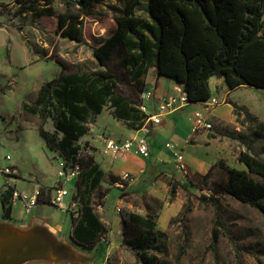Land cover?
<instances>
[{"label":"trees","instance_id":"1","mask_svg":"<svg viewBox=\"0 0 264 264\" xmlns=\"http://www.w3.org/2000/svg\"><path fill=\"white\" fill-rule=\"evenodd\" d=\"M103 1L106 0H72L68 5H76V12L68 5L65 11L56 12L52 0L44 3L26 0L17 11L32 12L37 20L55 17L56 31L62 37L86 43L83 16H91L92 8ZM140 5V0H125L121 11L112 16L115 24L111 33L97 37L90 46L94 59L103 69L59 74L43 82L32 104L22 105V109L41 119H52L55 133L39 125L40 136L51 151L59 154L65 162L64 168L68 163L79 166L78 187L85 188L80 190L82 204L72 216L71 237L73 243L85 250L93 249L100 241H109L108 227L96 210L103 201L92 203L90 194L103 181L113 183L116 178L103 172L92 155L81 156L75 142L88 132V118L99 114L107 103L112 106V115L129 128L143 127L148 117L140 109L144 81L139 100L115 89L118 76L108 67V60L119 46L128 53L119 64L128 71L131 80L139 81L153 66L158 75L183 85L188 102H205L210 98L208 79L214 75L222 77L231 89L250 86L264 90V0H144L141 8L144 15L138 16L135 9ZM237 160L245 168L229 166L223 160L216 162L226 172L220 191L264 216V161L248 151H239ZM177 185L176 181L169 182V201ZM13 188H6L3 194L5 219L10 215ZM48 189H39L37 204H50ZM107 191L109 188L102 191L104 197ZM215 207V223L222 226ZM155 217L149 211L145 215L130 212L122 220L123 243L138 253L142 264L151 263L149 250L164 235L155 229ZM218 236L219 231L213 228L212 246L216 245Z\"/></svg>","mask_w":264,"mask_h":264},{"label":"rangeland","instance_id":"2","mask_svg":"<svg viewBox=\"0 0 264 264\" xmlns=\"http://www.w3.org/2000/svg\"><path fill=\"white\" fill-rule=\"evenodd\" d=\"M24 1L26 0H0V26L12 30L15 38L19 39L33 54L31 60H41L52 76L103 69L94 59L90 46L97 37L111 33L115 24L112 16L121 11L125 0L103 1L92 8L91 16H83V33L86 43H78L71 41L70 38L62 37L56 31L55 17L37 20L32 12L23 14L18 12L19 4ZM69 1L72 0H52L51 4L56 12H63ZM140 1L141 5L135 9V12L138 16H143L144 12L141 8H143L144 0ZM39 2L44 3V0H39ZM68 6L72 12L77 11L76 5ZM262 34L264 35V28H262ZM127 54L125 48L119 46L109 58L108 67L113 69L118 76L115 89L124 96L139 100V91L145 75L139 81L130 79L128 71L121 68L119 64ZM18 59L24 61L23 55L18 56ZM9 88H11L10 84H0L2 93ZM232 96L233 100L227 99L226 102L233 107L234 122L225 126L216 124L215 128H218L219 135H225L231 141V149L229 154L222 159L223 162L242 169L245 168L244 165L237 160L239 151L251 152L264 161V90L245 86L235 90ZM112 110L110 103L103 107L101 122L105 123V113L112 115ZM20 114L29 118L30 121L35 120L36 117L39 118L37 127L39 125L46 129L49 127L48 130L55 133L50 117L41 119L37 114L24 109ZM96 120L97 114L88 118V132L75 142L79 147V154L83 157L92 155L94 159L96 150L100 151L101 144L97 141H103V138L98 137L94 131L93 126ZM106 125L113 131L119 130L116 124ZM99 126L96 125L97 128ZM57 135L62 136L61 133ZM34 146L36 155L38 154L35 160H38V156L43 153L42 147L39 142H36ZM53 155H55L52 158L56 159L57 167L64 166L65 162L59 154L54 152ZM72 169L73 166L68 163L64 169L66 175L70 176ZM79 173L80 169L73 177H69V180L62 181L59 178L52 188L46 187L49 188V199L52 193L54 194V189L65 185L68 192L66 199L71 196L73 201L78 202V209L82 204L80 190L85 188L83 185L78 187ZM225 178L226 172L214 165L206 177H193L190 186L181 185L179 188L177 186V194H174L172 200L180 199L179 209L167 223H164L163 228L159 226L163 204L146 194L136 197L126 196L124 199L133 207L121 206L116 213L120 215L121 222L130 212L145 215L149 211L156 215L155 229L161 230L164 235L149 250L148 255L152 258L150 264H264V216L250 205L236 201L222 193L220 188ZM106 188H109V184L101 183L99 189L91 192L90 201L99 202V204L104 202L105 197L102 191ZM214 204L219 210L222 226H217L215 223V211L217 210ZM100 208L101 205L96 210L99 218L103 220L105 212ZM67 213L73 216L76 211L70 209ZM213 228L219 231L218 240L214 246L211 245ZM132 230L136 232L135 229ZM65 231H67L66 228ZM63 239L71 243L72 238L65 236ZM75 246L80 252L78 262L36 260L27 261L24 264H142L138 253L123 243V239L120 242L100 241L91 250Z\"/></svg>","mask_w":264,"mask_h":264},{"label":"crops","instance_id":"3","mask_svg":"<svg viewBox=\"0 0 264 264\" xmlns=\"http://www.w3.org/2000/svg\"><path fill=\"white\" fill-rule=\"evenodd\" d=\"M19 54L23 55L24 61H19ZM32 55L30 50L15 38L11 29L0 26V84L11 85V88L3 93L0 92V222H9L18 227L39 223L47 226L58 237L68 236L71 239L72 216L52 203L53 193L50 204H37L30 211L25 210L23 200L14 199L10 205L9 218L3 217L2 198L6 188L14 187L22 194L37 193L38 195L39 189L52 188L55 185L59 180L58 173L61 169L57 167L56 159L52 158L55 156L54 152L47 147L44 138L38 132L39 118L30 121L20 114L24 103L36 99L43 82L55 77L48 73V67L41 60H31ZM208 82L211 96L224 102L210 108H206L203 101L188 102L168 110L161 116L159 123H151L147 129L146 127L137 130L129 128L109 113H105L104 123L101 122L102 110L97 114L93 127L96 135L103 138V141L96 140L101 147L100 151L96 150L94 159L103 172L116 178L113 183H108L109 191L100 208L105 212L102 221L108 227L107 236L110 242L122 240L121 217L116 211L121 206L133 207L124 199L126 196L136 197L146 194L162 202L160 228H163L164 223H167L179 209L180 199L166 202L169 182H178V188L181 185L190 186V183L183 179L177 169L173 151L166 147L165 143L171 142L183 154L191 179L204 176L217 161L229 154L230 139L225 135H219L218 128L215 127L234 122L233 107L226 100H233L231 99L233 92L240 87L229 88L219 75L209 77ZM144 83V91H151V96L147 100L142 99V102L147 106L146 111L152 114L156 112L157 104L162 97L176 95L183 89V85L175 80L158 75L153 66L149 67L144 76ZM197 109H201L215 127L210 130L202 127L194 129L191 115ZM109 123L118 125L119 130H111L106 125ZM96 125H100L99 128ZM133 136L146 138L149 148L147 157L138 155L134 150L115 156L103 152L106 139H127ZM36 142H39L43 151L38 156V160H35L38 155L34 146ZM4 168L8 171L5 172ZM124 172L130 174L126 179L120 177ZM102 183L104 184L105 181ZM71 198L68 197L66 202Z\"/></svg>","mask_w":264,"mask_h":264},{"label":"built area","instance_id":"4","mask_svg":"<svg viewBox=\"0 0 264 264\" xmlns=\"http://www.w3.org/2000/svg\"><path fill=\"white\" fill-rule=\"evenodd\" d=\"M151 96V91H144L141 95V98L143 100L149 99ZM224 102V100H219L215 96H210V98L203 102V105L206 108H210L212 106H215L217 104H221ZM188 99L186 96V91L181 89L178 94L176 95H167L165 97H162L158 104H157V109L155 113H149L146 111L147 106L145 104L141 105V110L146 112L148 114V117L146 119L145 125L143 127H146L147 129V124L148 123H159L161 116L166 113L168 110L175 109L183 104H187ZM193 124H194V129L202 127V129H212L215 127L214 123L207 118V116L202 112L201 109L194 110L192 115H191ZM165 146L170 148L173 151V156L175 158V163L177 165V169L180 172V174L183 176V179L185 181H189L191 177V173L184 163V157L181 152H179L174 145L171 142L165 143ZM128 150H134L135 153L142 157H147L149 155V148L147 144V140L144 136H137V137H130L127 139H115V138H108L106 141H104V147H103V152L104 153H109L112 155H119L125 151ZM6 158H9V156H6ZM64 166L61 167L58 173V177L62 179V181H67L71 177L75 175V173H78L79 171V166L75 164L72 169V173L69 175H66V172L64 170ZM5 172L8 171L7 168L3 169ZM128 172L122 173L120 177L122 179H126L129 177ZM70 177V178H69ZM68 195L67 189L65 185L59 186L56 189H54V194L52 195V203L54 205H57V207L64 209L65 211L73 209V211H77L78 204L77 202L73 201L71 198L69 202H66V197ZM70 198V197H69ZM11 202L15 199H20L25 202V210L30 211L33 209L35 206H37V193L31 194V195H26L22 194L18 191H16L14 188L11 191L10 195ZM119 211V209H117Z\"/></svg>","mask_w":264,"mask_h":264},{"label":"water","instance_id":"5","mask_svg":"<svg viewBox=\"0 0 264 264\" xmlns=\"http://www.w3.org/2000/svg\"><path fill=\"white\" fill-rule=\"evenodd\" d=\"M64 241L47 226L33 223L18 227L0 222V264H24L27 261L78 262L76 244Z\"/></svg>","mask_w":264,"mask_h":264}]
</instances>
